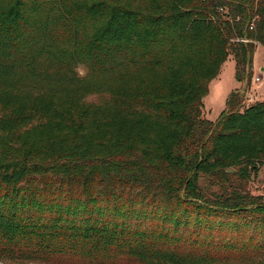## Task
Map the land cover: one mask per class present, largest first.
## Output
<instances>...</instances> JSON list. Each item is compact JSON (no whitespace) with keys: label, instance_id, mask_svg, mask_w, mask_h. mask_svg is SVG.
Segmentation results:
<instances>
[{"label":"trees","instance_id":"16d2710c","mask_svg":"<svg viewBox=\"0 0 264 264\" xmlns=\"http://www.w3.org/2000/svg\"><path fill=\"white\" fill-rule=\"evenodd\" d=\"M257 44L264 0H0V264H264V101L202 104Z\"/></svg>","mask_w":264,"mask_h":264},{"label":"rangeland","instance_id":"374dc122","mask_svg":"<svg viewBox=\"0 0 264 264\" xmlns=\"http://www.w3.org/2000/svg\"><path fill=\"white\" fill-rule=\"evenodd\" d=\"M254 61L256 65L252 68L247 84L245 80L240 82L235 78L232 58L222 64L219 74L209 82L207 93L202 98L203 114L208 120L214 122L221 116L226 109L227 97L234 90L241 95L243 106L261 99L264 101V70L260 69L264 66V46L257 49ZM256 76L259 81H255ZM248 190L251 194L258 195L260 202L264 204V164L260 167L258 175L251 179Z\"/></svg>","mask_w":264,"mask_h":264},{"label":"crops","instance_id":"0c3cea01","mask_svg":"<svg viewBox=\"0 0 264 264\" xmlns=\"http://www.w3.org/2000/svg\"><path fill=\"white\" fill-rule=\"evenodd\" d=\"M260 47H263V45L257 44L256 47H255V51H254L253 58H252V68H254L255 65H256V62L254 61V55H255L257 49H259ZM260 69L264 70V66H261ZM255 100H259V99H255ZM259 101H263V99H261Z\"/></svg>","mask_w":264,"mask_h":264},{"label":"water","instance_id":"95a60500","mask_svg":"<svg viewBox=\"0 0 264 264\" xmlns=\"http://www.w3.org/2000/svg\"><path fill=\"white\" fill-rule=\"evenodd\" d=\"M248 69H249V65L247 64V65H246V71H248ZM245 82H246V84H247V80H246V79H245ZM227 172H232V170H231V169H228Z\"/></svg>","mask_w":264,"mask_h":264},{"label":"built area","instance_id":"2783aa9c","mask_svg":"<svg viewBox=\"0 0 264 264\" xmlns=\"http://www.w3.org/2000/svg\"><path fill=\"white\" fill-rule=\"evenodd\" d=\"M250 27H251V26H250ZM254 79H255V81H259V77H257V76H256ZM247 105H248V104H246V106H247Z\"/></svg>","mask_w":264,"mask_h":264}]
</instances>
